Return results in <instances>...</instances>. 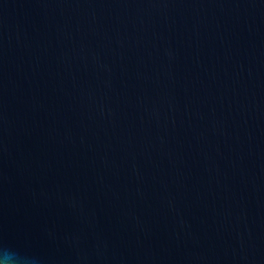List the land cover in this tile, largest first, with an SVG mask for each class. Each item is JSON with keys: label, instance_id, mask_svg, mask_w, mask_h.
I'll use <instances>...</instances> for the list:
<instances>
[{"label": "water", "instance_id": "1", "mask_svg": "<svg viewBox=\"0 0 264 264\" xmlns=\"http://www.w3.org/2000/svg\"><path fill=\"white\" fill-rule=\"evenodd\" d=\"M5 249L264 264V0H0Z\"/></svg>", "mask_w": 264, "mask_h": 264}, {"label": "clouds", "instance_id": "2", "mask_svg": "<svg viewBox=\"0 0 264 264\" xmlns=\"http://www.w3.org/2000/svg\"><path fill=\"white\" fill-rule=\"evenodd\" d=\"M0 264H16V258L13 253L7 249L0 252Z\"/></svg>", "mask_w": 264, "mask_h": 264}]
</instances>
